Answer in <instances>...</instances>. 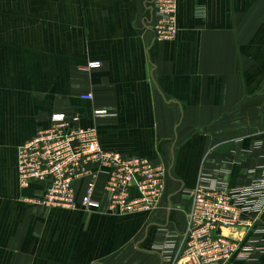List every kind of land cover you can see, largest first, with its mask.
<instances>
[{"label": "crops", "instance_id": "0c3cea01", "mask_svg": "<svg viewBox=\"0 0 264 264\" xmlns=\"http://www.w3.org/2000/svg\"><path fill=\"white\" fill-rule=\"evenodd\" d=\"M177 6V37L158 41L151 0H0V264H167L160 229L183 230L201 176L232 188L260 177L264 0ZM55 114L96 127L106 151L162 166L161 206L118 216L37 205L45 184L20 187L19 149Z\"/></svg>", "mask_w": 264, "mask_h": 264}, {"label": "built area", "instance_id": "2783aa9c", "mask_svg": "<svg viewBox=\"0 0 264 264\" xmlns=\"http://www.w3.org/2000/svg\"><path fill=\"white\" fill-rule=\"evenodd\" d=\"M156 40L178 35L177 0H151ZM101 67L91 63L88 69ZM82 99L93 101L92 94ZM107 111L94 112L95 118ZM79 117L55 114L50 126L38 130L18 155L19 185L45 184L39 206L110 215L148 214L163 200L169 173L138 157H125L102 148L96 127L83 128ZM104 176L106 208L98 195ZM50 180L48 184L47 181ZM82 195L79 197V184ZM191 205L181 231L161 227L164 241L157 246L167 264H259L264 256V168L248 186L230 187L204 174L196 187L186 192ZM157 251V252H158Z\"/></svg>", "mask_w": 264, "mask_h": 264}, {"label": "water", "instance_id": "95a60500", "mask_svg": "<svg viewBox=\"0 0 264 264\" xmlns=\"http://www.w3.org/2000/svg\"><path fill=\"white\" fill-rule=\"evenodd\" d=\"M47 183L49 184L50 183V180H48Z\"/></svg>", "mask_w": 264, "mask_h": 264}]
</instances>
